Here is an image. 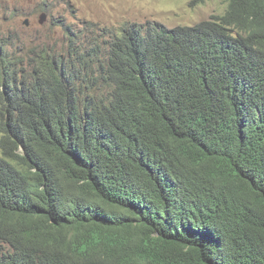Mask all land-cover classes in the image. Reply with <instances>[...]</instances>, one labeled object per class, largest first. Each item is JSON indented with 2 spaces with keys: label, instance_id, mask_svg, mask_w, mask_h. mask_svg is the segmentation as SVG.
I'll use <instances>...</instances> for the list:
<instances>
[{
  "label": "trees",
  "instance_id": "obj_1",
  "mask_svg": "<svg viewBox=\"0 0 264 264\" xmlns=\"http://www.w3.org/2000/svg\"><path fill=\"white\" fill-rule=\"evenodd\" d=\"M186 29L182 60L117 35L43 48L25 71L0 43V247L264 264V0Z\"/></svg>",
  "mask_w": 264,
  "mask_h": 264
},
{
  "label": "rangeland",
  "instance_id": "obj_2",
  "mask_svg": "<svg viewBox=\"0 0 264 264\" xmlns=\"http://www.w3.org/2000/svg\"><path fill=\"white\" fill-rule=\"evenodd\" d=\"M228 1L0 0V43L6 45L9 57L23 60L21 66L27 71L32 65L30 59L43 48L64 53L73 39L89 52L95 38L108 42V36L126 23L154 21L167 27L194 25L222 14ZM43 12L48 14V19L41 24ZM27 18L31 21L29 26L24 25ZM101 92L108 97L111 95L107 90Z\"/></svg>",
  "mask_w": 264,
  "mask_h": 264
},
{
  "label": "clouds",
  "instance_id": "obj_3",
  "mask_svg": "<svg viewBox=\"0 0 264 264\" xmlns=\"http://www.w3.org/2000/svg\"><path fill=\"white\" fill-rule=\"evenodd\" d=\"M25 21L24 25L29 26L30 24L26 25ZM195 25L196 24L167 27L161 23L154 21H148L145 23H126L122 27L118 28L116 33L110 34L108 38L110 39L109 42L111 43L114 39V36L125 35L127 42L131 44L139 43L144 53L150 52V50L146 47V43L151 40H157L158 43H161V47L164 49L165 53L169 52L172 54V56L178 57L179 60H182V48L191 43L196 38L193 37L191 30L186 28H190ZM169 44L170 47L167 50ZM204 57L206 56L201 53L198 54L196 58L200 62ZM249 83L254 84L253 82ZM257 83L259 84V82ZM102 90L108 91V88L105 86H103L101 90L93 88L92 90L88 91V96H93L95 101L103 103L102 97L105 94L101 92ZM126 130L127 133L130 132V129ZM113 132L114 130L109 137L113 140L121 141L120 132L116 131V134H114ZM139 139L133 142H137ZM60 252L61 256L59 257L48 256L44 260H39L32 256H27V254H25L24 252H20L17 248L9 244H3L0 247V260L5 262L6 264H95L93 256L90 255L89 251L85 247L64 249Z\"/></svg>",
  "mask_w": 264,
  "mask_h": 264
},
{
  "label": "water",
  "instance_id": "obj_4",
  "mask_svg": "<svg viewBox=\"0 0 264 264\" xmlns=\"http://www.w3.org/2000/svg\"><path fill=\"white\" fill-rule=\"evenodd\" d=\"M47 19H48V15H47L46 13L41 14V16H40V23L43 24L44 22L47 21ZM25 24H26V25H29V24H30V20L27 19V20L25 21Z\"/></svg>",
  "mask_w": 264,
  "mask_h": 264
},
{
  "label": "bare ground",
  "instance_id": "obj_5",
  "mask_svg": "<svg viewBox=\"0 0 264 264\" xmlns=\"http://www.w3.org/2000/svg\"><path fill=\"white\" fill-rule=\"evenodd\" d=\"M163 179V178H162Z\"/></svg>",
  "mask_w": 264,
  "mask_h": 264
}]
</instances>
